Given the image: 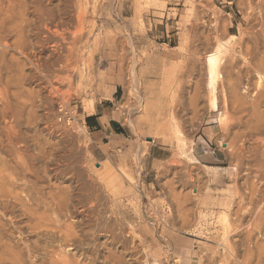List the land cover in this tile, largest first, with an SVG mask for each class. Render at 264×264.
<instances>
[{
	"label": "rangeland",
	"instance_id": "374dc122",
	"mask_svg": "<svg viewBox=\"0 0 264 264\" xmlns=\"http://www.w3.org/2000/svg\"><path fill=\"white\" fill-rule=\"evenodd\" d=\"M0 23V182L24 164L39 210L58 191L61 229L80 235L31 229L15 207L0 255L10 243L26 264L60 246L80 264H264V0H0Z\"/></svg>",
	"mask_w": 264,
	"mask_h": 264
},
{
	"label": "bare ground",
	"instance_id": "6f19581e",
	"mask_svg": "<svg viewBox=\"0 0 264 264\" xmlns=\"http://www.w3.org/2000/svg\"><path fill=\"white\" fill-rule=\"evenodd\" d=\"M20 14H22V13L20 12ZM22 15H25V14H22ZM19 17H20V15H19ZM24 18L25 17L23 16L22 17V19H23L22 23L27 24L28 20L26 21V19H24ZM78 18L79 17L77 16V19ZM80 19H81V17L77 21L82 23V21H81L82 19L81 20ZM61 23H63V22H61ZM81 23H79V25ZM16 24H17V22H16ZM60 24H58V25L60 26ZM82 24H81V26H82ZM58 25L57 26L55 25L56 28L59 27ZM13 27H14V25L12 26V28ZM78 27H80V26H78ZM1 28L2 27H0V30H1ZM15 28H16V26H15ZM15 28H13V29H15ZM80 28L82 29V27H80ZM80 28H79V30H80ZM55 29H53V30H55ZM62 29H63V27H62ZM79 30H78V33H79ZM24 31H25V28L20 23V26H17V31H16L19 34L18 35L19 39L16 41V45H18V46H26L27 45L25 42H22L23 38L21 35H23ZM56 32H57V30H56ZM80 32H81V30H80ZM69 34H70V30H69ZM80 35H82V34H80ZM60 36H62V35L60 34ZM233 37L234 36H230V38H233ZM82 38L80 36L79 38L74 39V41L72 43H70L71 48L67 52L65 58L61 61L63 68H70L73 64L76 63V61L78 59L77 54H76L77 44H79L81 42ZM63 41H64V39H63ZM68 45H69V43H68ZM225 48H228V47H225ZM225 48H224V44L217 45V48L212 53L208 54V56L206 58V66H207L206 70H207V75H208V80H209V87L211 89L210 91H212V93H213V97H212L211 102H210L211 103L210 105H211V108L213 111H218V99L215 95L216 94V83L221 78L220 71L222 70L221 65L223 64L222 59H221V54L223 53ZM23 55H25V54H23ZM200 90L201 89L197 90V93H199ZM194 97H196V96H194ZM199 98H201V96H199ZM197 100H199V99H196V101ZM19 169L20 170L18 173L16 172V178L13 181H11L10 183L0 182V199L2 200L0 215H2L3 217L9 216L10 217L9 219L13 220L15 217L11 218L12 216H10V214L12 213V211L14 210L15 207H18L20 209V211L22 212L23 218L29 219L28 220V222H29L28 226L31 229L38 230V229H41L42 227H45V229H46L47 226H49V227L54 226V229L59 230V232L61 233L62 238L65 242H70L73 244L79 242L80 241V235L78 234V232H77L78 230H76L74 226H72L71 224H70L71 226H67V224L65 223L66 227L61 229L62 223L59 219V213H60V210L62 207L61 200H63V199H61L60 193L58 191L52 190L49 193H47L45 196L43 195L44 199H42V200H44V203L46 205H44L45 210L43 212H41L39 210L40 201L38 199V196L37 197L33 196L34 195L33 193L35 191L37 192L38 190L35 188L34 189L31 188L30 182L28 181V176L31 174L30 169L28 167H25L24 164H22ZM49 211H51V212H49ZM61 244H64V243H61ZM3 245H4V247H3ZM3 245H2L3 254L0 255L2 257L1 261H3V259H4L5 261H9L11 264H26V262L24 263V258H23L22 253H21L22 251H20L21 249H19V247L14 248L13 246L10 245V243L9 244H3ZM62 247H63V245H62ZM64 247H66V246L64 245ZM61 249L62 248L60 246L59 250H61ZM59 250L56 249L57 252H54L55 251V249H54V251H53L54 255H53L52 259H50L52 261L51 264H80L81 263L80 260H77L76 258H75L76 260L74 258L71 259L70 257H68L69 256L68 254H63L65 252L60 253ZM63 250H61V251H63ZM73 257H74V255H73ZM49 258H51V257H49ZM50 260H49V262H50ZM1 264H3V263L1 262Z\"/></svg>",
	"mask_w": 264,
	"mask_h": 264
},
{
	"label": "trees",
	"instance_id": "16d2710c",
	"mask_svg": "<svg viewBox=\"0 0 264 264\" xmlns=\"http://www.w3.org/2000/svg\"><path fill=\"white\" fill-rule=\"evenodd\" d=\"M87 121H96V118L95 117H90L87 119Z\"/></svg>",
	"mask_w": 264,
	"mask_h": 264
},
{
	"label": "water",
	"instance_id": "95a60500",
	"mask_svg": "<svg viewBox=\"0 0 264 264\" xmlns=\"http://www.w3.org/2000/svg\"><path fill=\"white\" fill-rule=\"evenodd\" d=\"M149 141H152L151 139H149Z\"/></svg>",
	"mask_w": 264,
	"mask_h": 264
}]
</instances>
